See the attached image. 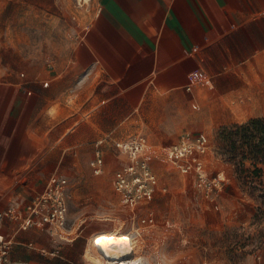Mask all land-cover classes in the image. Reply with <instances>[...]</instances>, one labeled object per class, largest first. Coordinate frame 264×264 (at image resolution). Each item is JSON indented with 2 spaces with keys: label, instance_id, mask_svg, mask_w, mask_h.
<instances>
[{
  "label": "crops",
  "instance_id": "obj_1",
  "mask_svg": "<svg viewBox=\"0 0 264 264\" xmlns=\"http://www.w3.org/2000/svg\"><path fill=\"white\" fill-rule=\"evenodd\" d=\"M94 2L65 68L27 96L0 93V235L18 226L7 207L26 206L59 175L84 176L81 152L94 157L100 138L110 137L106 171L112 139L195 134L194 117L216 125L264 117V0ZM70 88L77 107L67 103ZM93 233L67 240L35 226L19 232L11 259L49 264L46 248L85 264Z\"/></svg>",
  "mask_w": 264,
  "mask_h": 264
},
{
  "label": "rangeland",
  "instance_id": "obj_2",
  "mask_svg": "<svg viewBox=\"0 0 264 264\" xmlns=\"http://www.w3.org/2000/svg\"><path fill=\"white\" fill-rule=\"evenodd\" d=\"M94 3L0 0V93L19 91L27 96L65 68L77 34L95 11ZM74 91L69 89L67 103L77 107L80 96ZM51 111L56 112L55 102ZM252 118L261 119L259 131L255 126H250V132L236 127L248 125ZM194 124L201 126L190 129L209 143L207 170L219 178L218 186L200 187L193 175L183 174L167 161L166 148L181 133L159 141L153 140L157 135L141 133L148 141L158 190L134 206L126 205L113 185L114 172L127 155L110 149L106 171L95 174L90 164L93 151L81 152L79 173L84 176L69 177L64 239L90 232H94L91 238L109 231L134 233L137 264H264V161L256 163L243 152L254 140L248 137L253 133L264 159V117L218 125L212 118L194 117ZM257 167L263 171H255ZM47 256L52 257L49 264L62 260L59 254ZM84 259L83 263L94 264L86 254Z\"/></svg>",
  "mask_w": 264,
  "mask_h": 264
},
{
  "label": "built area",
  "instance_id": "obj_3",
  "mask_svg": "<svg viewBox=\"0 0 264 264\" xmlns=\"http://www.w3.org/2000/svg\"><path fill=\"white\" fill-rule=\"evenodd\" d=\"M110 137H103L95 142L94 157L90 164L95 174L105 171L103 145ZM113 147L127 155L124 165L113 175V185L122 194L126 205L134 206L143 200L153 197L158 190V176L150 163L149 146L144 135H135L128 139L111 140ZM209 143L205 136L184 133L172 145L166 148V158L171 165L183 174L193 175L200 187L211 189L218 186V177H212L206 164ZM69 179L59 176L51 180L46 188L35 195L24 207L9 206L4 217L17 222L18 226L12 233L0 235V264H14L11 251L17 244L20 231L35 226H44L53 237L64 239L62 230L67 227L69 215ZM32 246L33 243H30ZM43 255L58 256V250L41 248Z\"/></svg>",
  "mask_w": 264,
  "mask_h": 264
},
{
  "label": "bare ground",
  "instance_id": "obj_4",
  "mask_svg": "<svg viewBox=\"0 0 264 264\" xmlns=\"http://www.w3.org/2000/svg\"><path fill=\"white\" fill-rule=\"evenodd\" d=\"M88 1V0H86ZM101 236H111L112 240H102L97 246L95 241ZM121 236H128V242L120 239ZM93 247L87 251L86 258L94 264H137L139 257L135 255L136 245L134 244V233L109 231L96 234ZM93 251V252H92Z\"/></svg>",
  "mask_w": 264,
  "mask_h": 264
},
{
  "label": "trees",
  "instance_id": "obj_5",
  "mask_svg": "<svg viewBox=\"0 0 264 264\" xmlns=\"http://www.w3.org/2000/svg\"><path fill=\"white\" fill-rule=\"evenodd\" d=\"M261 122L262 121L259 118H252L249 121L248 125H243L241 127L240 126H236V127H238L239 129H241V128L245 129L246 131L250 132L251 131L250 126H255V127L258 128V129H256V131H259ZM262 129H264V127H262ZM248 137L251 138V139H254V140L249 143L250 147H249L248 151H245V150L243 151L244 152V157L247 158L248 155H249L250 158L254 160V162H256V163L263 162L264 159L260 156L261 149H260L258 143H255L257 137L253 133L248 135ZM255 171H263V169L257 167Z\"/></svg>",
  "mask_w": 264,
  "mask_h": 264
},
{
  "label": "snow or ice",
  "instance_id": "obj_6",
  "mask_svg": "<svg viewBox=\"0 0 264 264\" xmlns=\"http://www.w3.org/2000/svg\"><path fill=\"white\" fill-rule=\"evenodd\" d=\"M113 238L111 236H101L96 239L95 243L97 246L101 245L102 240H112ZM120 239L124 242H128V236H121Z\"/></svg>",
  "mask_w": 264,
  "mask_h": 264
}]
</instances>
